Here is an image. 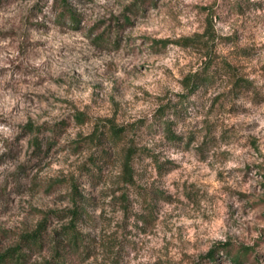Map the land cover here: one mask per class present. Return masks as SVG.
Segmentation results:
<instances>
[{
  "label": "rangeland",
  "instance_id": "374dc122",
  "mask_svg": "<svg viewBox=\"0 0 264 264\" xmlns=\"http://www.w3.org/2000/svg\"><path fill=\"white\" fill-rule=\"evenodd\" d=\"M15 249L264 264V0H0V255Z\"/></svg>",
  "mask_w": 264,
  "mask_h": 264
},
{
  "label": "trees",
  "instance_id": "16d2710c",
  "mask_svg": "<svg viewBox=\"0 0 264 264\" xmlns=\"http://www.w3.org/2000/svg\"><path fill=\"white\" fill-rule=\"evenodd\" d=\"M65 4H66V2H65ZM197 87H198V85H197ZM197 87H194V90ZM113 134L120 136L119 130L113 131ZM81 211H84V210H82L80 207L76 206V209L74 211L75 217H78ZM44 225L45 224L42 225L43 227L42 226L39 227V229L35 233H33L32 235L27 236V238H25V241L27 242L28 247L33 248V246L42 245V243L44 241V232H43ZM63 237L68 242L67 248L76 249L80 246V241H81L80 234L78 233V231L75 227L74 228H70V227L66 228L65 231L63 232ZM213 255H214V253L211 256H213ZM25 261H26L25 256L17 249L9 251L4 255H0V262L1 263L11 262V263L20 264V263H24Z\"/></svg>",
  "mask_w": 264,
  "mask_h": 264
}]
</instances>
